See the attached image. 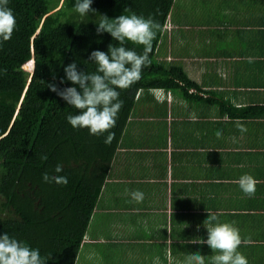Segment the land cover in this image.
Masks as SVG:
<instances>
[{"label": "crops", "instance_id": "crops-1", "mask_svg": "<svg viewBox=\"0 0 264 264\" xmlns=\"http://www.w3.org/2000/svg\"><path fill=\"white\" fill-rule=\"evenodd\" d=\"M156 52L195 85L138 93L74 264H182L197 252L211 264L199 243L208 212L251 240L237 249L248 264H264V0H174Z\"/></svg>", "mask_w": 264, "mask_h": 264}, {"label": "trees", "instance_id": "trees-1", "mask_svg": "<svg viewBox=\"0 0 264 264\" xmlns=\"http://www.w3.org/2000/svg\"><path fill=\"white\" fill-rule=\"evenodd\" d=\"M174 0H93L95 13L80 16L75 0H9L16 28L9 41L0 45V234L39 249L47 264H74L101 186L107 176L125 123L143 89L182 86L194 82L179 66L157 59V47ZM128 11H125V10ZM135 13L151 17L160 25L149 54L151 66L141 79L120 91L123 107L118 114L115 138L97 137L88 129H73L68 115L78 110L50 91L59 88L64 67L74 60L89 73L96 65L88 61L92 51L108 52L119 46L110 34H96L100 15L114 19ZM125 46L143 53V46ZM29 60L34 70L24 68ZM32 66V64L30 65ZM53 76L56 77L55 81ZM47 155V160L41 156ZM58 164L63 171L55 173ZM66 176V185L45 183L42 174Z\"/></svg>", "mask_w": 264, "mask_h": 264}, {"label": "clouds", "instance_id": "clouds-1", "mask_svg": "<svg viewBox=\"0 0 264 264\" xmlns=\"http://www.w3.org/2000/svg\"><path fill=\"white\" fill-rule=\"evenodd\" d=\"M93 0H75L74 11L80 16L95 13L91 7ZM9 0H0V45L11 39L16 28V18L11 8L8 7ZM125 11H128L127 9ZM96 27V34L99 36L108 33L118 41L119 46L112 44L108 52L99 50L92 51L88 61L96 65L94 72H87L78 68L75 60L64 67L65 73L59 81L64 84L71 82L73 87L59 88L56 83H48V89L63 99L67 105L78 110V114L68 115L67 122L73 129H88L93 136H103L106 145L111 144L115 138V132L111 129L116 127L118 114L123 107L120 100V91L130 88L141 79L145 67L151 66L149 54L152 52L153 40L156 38L160 25L151 17L144 18L135 13L131 15H120L109 19L106 15H100ZM126 42L143 46V53L138 54L135 50L125 46ZM251 62V60H249ZM6 72L0 69V74ZM56 77L53 76L55 81ZM240 132H246L247 128L237 122ZM216 136H222L221 131ZM47 160V155L41 156ZM55 173L63 171V165L58 164ZM45 183L55 182L66 185V176L42 174ZM245 196L251 198L255 194L257 181L248 174L242 175L237 181ZM132 200L140 203L144 194L140 191L130 193ZM218 216L208 212L204 221L207 227V239L201 240L200 244H206L213 253L211 264H248L247 258L237 249L244 244H250L251 240H242L239 229L232 224L219 223ZM199 230V226H198ZM51 257H42L39 249H33L25 243L10 237L8 233L0 234V264H47ZM157 257L154 264H158ZM182 264H205V256L192 253L186 257Z\"/></svg>", "mask_w": 264, "mask_h": 264}, {"label": "rangeland", "instance_id": "rangeland-1", "mask_svg": "<svg viewBox=\"0 0 264 264\" xmlns=\"http://www.w3.org/2000/svg\"><path fill=\"white\" fill-rule=\"evenodd\" d=\"M32 64V66H30ZM24 68L32 72L34 70V62L33 60H29L27 63L24 64Z\"/></svg>", "mask_w": 264, "mask_h": 264}]
</instances>
